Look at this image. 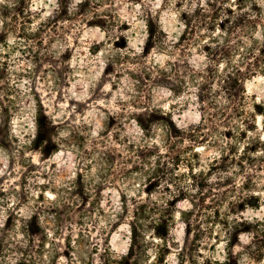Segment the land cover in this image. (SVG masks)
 Masks as SVG:
<instances>
[{"label":"clouds","instance_id":"1","mask_svg":"<svg viewBox=\"0 0 264 264\" xmlns=\"http://www.w3.org/2000/svg\"><path fill=\"white\" fill-rule=\"evenodd\" d=\"M261 50L264 0H0V264H264Z\"/></svg>","mask_w":264,"mask_h":264},{"label":"trees","instance_id":"2","mask_svg":"<svg viewBox=\"0 0 264 264\" xmlns=\"http://www.w3.org/2000/svg\"><path fill=\"white\" fill-rule=\"evenodd\" d=\"M229 14H231V13L229 12ZM182 18H183V17H182ZM192 23H196V21L193 20ZM87 24H91V23H86L85 26H86ZM189 27H190V25H189L188 23H186V24H185L186 32H187V30H188ZM101 28H102L103 31L105 32L104 24H103V26H101ZM217 28H218L219 30L223 31V30H224V23H220L219 25H217ZM123 29H124V28H122L121 30H123ZM125 29H128V28H125ZM105 34H106V32H105ZM149 34L151 35V32H149ZM184 35H185L184 33L181 34V39L184 38ZM121 40H122L121 37H116L115 40L112 42V45H111V46H112L113 48H118V49H121V50H122V48H123L125 45H122V44H121ZM99 52L102 53L103 50H100ZM205 52H206V53L209 52V49H208L207 46L205 47ZM261 52H262V54H264V50H261ZM224 87H225V89L228 90V91L231 90V86H230V84H229V81H225ZM198 99H199V97H198ZM110 126H111V125H110ZM226 135H227V138H231L230 134H226ZM230 151H231V150H230ZM222 166H223V159H222ZM134 171H138V170L134 169ZM201 187H203V185H202ZM145 194H147V188H145ZM121 199H123V197H122ZM205 199L208 200V205H207V206H208V207H211V204H212V197H211V195H208V196H206V197H202V198L200 199V202H199L200 205H201V206L204 205V201H205ZM195 207H196V205H194V208H195ZM143 214H144V208H143V206L140 207V210H139L138 213H136V212L134 211V216H135V215H140L141 217H143ZM194 214H196V213H192V212L188 213L189 216H192V215H194ZM218 216H219V213L217 212V217H218ZM217 223H219L218 220H217ZM192 233H193V237L195 238V237H196L195 228L193 229ZM250 234L253 236V239L258 243L259 246L264 247V225L257 224V225L252 226ZM156 238H157V239H162V237H161V235L159 234L158 230H157V236H156ZM139 251H140V250H139V248H138V249H137V252L139 253ZM161 253H162L163 255H170V254H171V253H169V252H166V251L163 250V249L161 250ZM158 258H159V257H158Z\"/></svg>","mask_w":264,"mask_h":264},{"label":"rangeland","instance_id":"3","mask_svg":"<svg viewBox=\"0 0 264 264\" xmlns=\"http://www.w3.org/2000/svg\"><path fill=\"white\" fill-rule=\"evenodd\" d=\"M101 26H103V23L102 22H97V23H91V24H87L85 27L86 29H95L97 31H99L100 33H102L103 35H106L105 32L103 31V29L101 28ZM124 31H129L130 29H123ZM95 31L92 32V40L91 42H89L88 40V33L86 32L84 34V36L82 37V39L85 41V44H84V48L86 49V52L84 54L86 55H91V56H96V55H100L101 52H96V53H93L92 52V47L95 45V43L97 42L95 40ZM100 50H103V47H101ZM40 154L37 153V156H39ZM251 207V206H250ZM258 208H264V204H260L258 205ZM253 210H257V209H253ZM242 234H248V233H242ZM193 235V233H192ZM186 237H187V230H186Z\"/></svg>","mask_w":264,"mask_h":264}]
</instances>
